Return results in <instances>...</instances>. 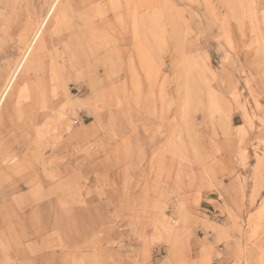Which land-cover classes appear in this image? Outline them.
<instances>
[{"label": "rangeland", "instance_id": "374dc122", "mask_svg": "<svg viewBox=\"0 0 264 264\" xmlns=\"http://www.w3.org/2000/svg\"><path fill=\"white\" fill-rule=\"evenodd\" d=\"M0 264H264V0H0Z\"/></svg>", "mask_w": 264, "mask_h": 264}]
</instances>
